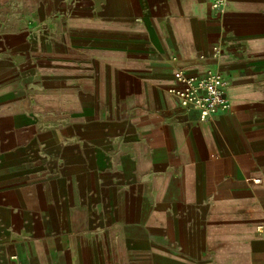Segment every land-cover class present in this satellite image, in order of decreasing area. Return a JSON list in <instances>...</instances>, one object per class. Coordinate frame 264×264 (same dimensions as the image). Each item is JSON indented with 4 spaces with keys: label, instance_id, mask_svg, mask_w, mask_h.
<instances>
[{
    "label": "crops",
    "instance_id": "1",
    "mask_svg": "<svg viewBox=\"0 0 264 264\" xmlns=\"http://www.w3.org/2000/svg\"><path fill=\"white\" fill-rule=\"evenodd\" d=\"M0 264H264V0L0 3Z\"/></svg>",
    "mask_w": 264,
    "mask_h": 264
},
{
    "label": "built area",
    "instance_id": "2",
    "mask_svg": "<svg viewBox=\"0 0 264 264\" xmlns=\"http://www.w3.org/2000/svg\"><path fill=\"white\" fill-rule=\"evenodd\" d=\"M175 80L177 84L170 92L181 105L197 110L201 119L230 110L231 103L225 92L227 82L220 73L196 75L177 71Z\"/></svg>",
    "mask_w": 264,
    "mask_h": 264
},
{
    "label": "rangeland",
    "instance_id": "3",
    "mask_svg": "<svg viewBox=\"0 0 264 264\" xmlns=\"http://www.w3.org/2000/svg\"><path fill=\"white\" fill-rule=\"evenodd\" d=\"M6 1H13V2H18L19 0H0V3H2V2H6ZM22 1H24V0H22ZM50 12V15H52V16H54V17H56L57 18V16L58 15H60V11L59 10H51V11H49ZM74 13V15H78V14H80L79 13V11H74L73 12ZM55 15H57V16H55ZM56 18H54V19H56Z\"/></svg>",
    "mask_w": 264,
    "mask_h": 264
}]
</instances>
